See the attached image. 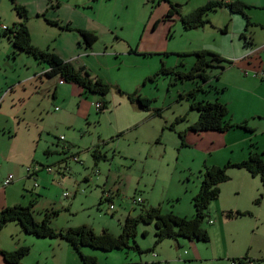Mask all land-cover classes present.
I'll list each match as a JSON object with an SVG mask.
<instances>
[{
	"label": "rangeland",
	"instance_id": "obj_1",
	"mask_svg": "<svg viewBox=\"0 0 264 264\" xmlns=\"http://www.w3.org/2000/svg\"><path fill=\"white\" fill-rule=\"evenodd\" d=\"M209 2L220 1L14 0L26 11L31 46L41 52L74 50L73 40L82 42L76 30L91 29L98 38L92 48L99 55H76L69 64L109 87L100 96L59 77L39 79L36 70L47 65L17 51L0 32V147L10 139L2 156L15 135L19 140V174L15 170L13 184L4 189L0 183V189L14 197L16 206H31L36 223L51 216L50 227L62 233L86 227L95 235L107 231L117 238L127 218L150 209L193 219L204 166L239 164L249 153L264 161V78H255L256 71L243 72L244 62L237 64L247 41L261 33L264 0H226L244 5L247 21L216 8L202 28L185 31L180 18ZM171 6L178 8L169 19ZM15 22L11 0H0V25L11 30ZM202 52L231 63L218 80L217 71L207 83L159 75L162 68L174 67L186 73L192 55ZM128 96L149 100V111L139 110ZM216 100L228 106L235 120L245 119L252 133L233 130L211 139L202 137L208 133L190 132L198 119L191 106ZM94 154L105 160H94ZM2 159L0 177L5 178L17 168ZM27 169L36 171L33 178L26 179ZM226 174L229 180L218 187V199L200 224L208 242L166 239L156 244L154 226L139 224L129 244L133 249L103 253L83 248L82 255L96 264H264V185L242 169ZM17 246L29 250L20 264H82L65 241L27 236L17 223H9L0 231V250L13 252Z\"/></svg>",
	"mask_w": 264,
	"mask_h": 264
},
{
	"label": "trees",
	"instance_id": "obj_2",
	"mask_svg": "<svg viewBox=\"0 0 264 264\" xmlns=\"http://www.w3.org/2000/svg\"><path fill=\"white\" fill-rule=\"evenodd\" d=\"M161 1L167 2L168 0ZM11 3L14 5L19 23L13 25L11 30L7 28V32H3L2 34L4 37L8 38L17 51L31 54L36 60L47 65L48 71L44 73V77L48 79L59 77L64 83L78 86L85 91V93L97 94L100 96H105L108 93L109 87L101 81L91 80L84 69L75 70L71 64L64 63L56 55L41 52L33 48L31 46L28 29L25 25L26 11L22 7L16 6L14 0H11ZM177 8V6H171V10L168 13L169 19L176 14ZM216 8H225L231 14L239 15L247 21L243 11L246 7L241 3L226 4L221 1L209 2L205 7L188 16L180 18L183 29L185 31H190L202 28L207 23L205 21L207 14L214 11ZM248 25L249 22H247V26ZM76 33L81 38V43L85 46V49L92 48L98 41L97 36L91 32L76 30ZM192 56L194 57V63L186 73H180V71H176L174 67L169 70L162 68L159 75L176 76L185 81H194L198 79L203 83H207L210 80V73L217 71L218 74L215 78L218 80V75L222 74L226 68L231 65V63L225 59L205 52L195 53ZM195 92L196 91L189 93V98H194ZM128 100L132 104L135 103L139 107V110L149 111L151 104L149 100L139 97L134 100L131 96H128ZM191 108L198 113L196 123L188 129L194 134H224L233 130L251 132L244 124L232 125L226 107L218 103V100L213 103L205 101L197 102L193 104ZM102 110L103 106L99 111ZM93 158L96 161L100 159L105 160V157L98 154H94ZM230 169H242L252 177L259 176L264 185V161L255 153H249L247 160L239 164H227L224 167L211 168H206L204 166L199 192L193 200L195 216L191 220L177 217L172 213L162 215L158 209H150L136 219L127 218L122 226L120 236L115 238L107 231H104L101 235H95L91 229L86 227L73 230L69 229L62 233L50 227L51 216H46L41 223H36L31 215V206L28 208L14 206L0 210V231L9 223H17L27 236H32L37 239H61L74 250L79 256L82 264H96L94 258L82 255L81 249L83 248H89L103 253L133 249L129 248V244L130 241L134 239L136 228L139 224H152L154 226L156 244L166 239H184L189 242L197 241L206 243L208 242V237L200 230V224L207 217V208L209 204L218 199V187L229 180L226 172ZM55 215L56 214H52V216ZM244 216L245 214L240 213H236L235 215V217ZM28 252V248H19L13 252H4L0 250V256H2L6 264H20L22 258H24ZM231 262L238 263L241 261Z\"/></svg>",
	"mask_w": 264,
	"mask_h": 264
},
{
	"label": "crops",
	"instance_id": "obj_3",
	"mask_svg": "<svg viewBox=\"0 0 264 264\" xmlns=\"http://www.w3.org/2000/svg\"><path fill=\"white\" fill-rule=\"evenodd\" d=\"M219 1H221L223 3H226V0H219ZM262 7H264V6H262ZM18 23H16V24H18ZM258 23L260 25L259 32H261V33L256 35L254 37V40L247 41L246 50H245V53H244L245 56L242 59H240V61L237 62V64L240 63V62H244L245 67L243 69V72H245V73L247 71H249V70L250 71H256V72L264 71V62H262V61H264V56H263V54H264V24H262L260 22H258ZM80 29L83 30V31H87V32L92 31L91 29L87 28L86 26L82 27ZM91 33H93V32H91ZM94 46H92V47H94ZM73 47H75L74 50L68 49L63 54L62 53H60V54L57 53L56 56L61 61H63L64 63H69L71 59L76 57V55H85L86 57H88V55H90L89 53L93 54L94 56L99 55V53H96L95 49H93V48H91L89 51L84 49L80 39H78V38L73 40ZM77 64H78V62H77ZM40 69H41L42 72H38V70H36L37 72L35 73V76H39V77L41 76L40 78L38 77L39 79L44 78V76H43L44 73L48 71V68H46L45 70H43V68H40ZM242 80L245 82L247 79H243L242 78ZM253 83H256V82L254 81ZM258 84H261V83H258ZM1 93L2 92L0 91V94ZM223 105L226 107V109L228 111L229 120H230V123L232 125H242V124H244L245 127L247 128V122H245L246 121L245 119L244 120H235V116L229 110L228 106L226 104H223ZM2 112H3L2 107H0V115H2ZM5 118H6V116H5ZM231 118H232V120H231ZM13 120H14V122H16L17 129H19L20 122H19L18 118L17 117H13ZM0 123H1V120H0ZM247 129L249 131L252 130L250 128H247ZM5 131H6V128H5V126H3L1 128V132H2L1 136H5L4 135ZM252 131L251 132L244 131V132L252 133ZM230 132H232V131L224 133L225 136H226V134H228ZM209 134H214V135H209ZM217 135H218V133H208V135H202V137L206 136V137H209L211 139L212 138H221L220 136H217ZM221 135H223V134H221ZM13 138H14V140H13V142H11L9 151H7L5 156H2L1 150L3 148V145L6 144V141L7 140L9 141L10 139H7V140L3 141L5 143L2 145V147H0V157L4 158L2 160H6V159L12 160L11 161L12 165L14 166V168L16 167L17 169H12V172L9 173L5 178L0 177V179H1L0 183H2L9 175H12V173H15V170H16V174L17 173L19 174V140H17V135H15ZM46 153L48 154V152H46ZM26 179H30V178H28L27 175H26ZM4 189H0V210H2L4 207H10L11 205L16 206L17 203H18V202H16L14 197H12L10 194H8L6 190L4 191ZM17 247L20 248L21 246H17ZM17 247H16V249H17ZM22 248H25V247H22ZM0 264H6L4 262L2 256H0Z\"/></svg>",
	"mask_w": 264,
	"mask_h": 264
},
{
	"label": "built area",
	"instance_id": "obj_4",
	"mask_svg": "<svg viewBox=\"0 0 264 264\" xmlns=\"http://www.w3.org/2000/svg\"><path fill=\"white\" fill-rule=\"evenodd\" d=\"M217 1H219V0H217ZM0 32H1V33H3V32H7V27H6L5 25H0ZM11 36H12V35H11ZM254 77H255V78H260V79H261V78H264V71L256 72V73L254 74ZM95 106H96V109H98V110L102 108V104H96ZM73 161H74V162H77V159H76V158H73ZM45 170H46L47 173L50 172V169H45ZM35 173H36V171H35V172H32L30 169H27V170H26V174H27V177H28V178H33L34 175H35ZM13 181H14V177H13L12 175H9V176H8V177L2 182V187H3V188H6V187L10 186V185L13 183ZM35 187H36V185H34V188H35ZM105 199L108 200L109 197L106 196ZM136 203L139 204L140 201H137ZM108 208H109L110 211H113V210H114V208H113L112 205H109ZM164 264H168V263H164ZM230 264H238V263H236V262H230ZM242 264H257V263H254V262H252V261H245V262H243Z\"/></svg>",
	"mask_w": 264,
	"mask_h": 264
},
{
	"label": "bare ground",
	"instance_id": "obj_5",
	"mask_svg": "<svg viewBox=\"0 0 264 264\" xmlns=\"http://www.w3.org/2000/svg\"><path fill=\"white\" fill-rule=\"evenodd\" d=\"M247 261H249V260H247ZM243 262H245V261L238 262V264H242Z\"/></svg>",
	"mask_w": 264,
	"mask_h": 264
},
{
	"label": "flooded vegetation",
	"instance_id": "obj_6",
	"mask_svg": "<svg viewBox=\"0 0 264 264\" xmlns=\"http://www.w3.org/2000/svg\"><path fill=\"white\" fill-rule=\"evenodd\" d=\"M11 36V35H10Z\"/></svg>",
	"mask_w": 264,
	"mask_h": 264
}]
</instances>
